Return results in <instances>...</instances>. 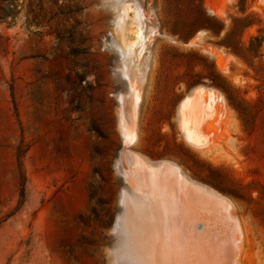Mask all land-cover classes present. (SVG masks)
<instances>
[{
	"label": "rangeland",
	"instance_id": "obj_1",
	"mask_svg": "<svg viewBox=\"0 0 264 264\" xmlns=\"http://www.w3.org/2000/svg\"><path fill=\"white\" fill-rule=\"evenodd\" d=\"M113 2L145 26V72L112 41ZM125 134L221 195L191 212L199 232L221 220L222 264H264V0H0V264H122Z\"/></svg>",
	"mask_w": 264,
	"mask_h": 264
},
{
	"label": "bare ground",
	"instance_id": "obj_2",
	"mask_svg": "<svg viewBox=\"0 0 264 264\" xmlns=\"http://www.w3.org/2000/svg\"><path fill=\"white\" fill-rule=\"evenodd\" d=\"M107 1L109 2V0ZM110 8L113 13V26L111 29L113 31L112 41H114L117 51L121 52L123 57H127L126 59H128L129 63L133 65V68L135 67V70L137 69L141 73L144 70L146 71L147 68L144 69L145 60L138 62L139 58L135 55V53H137V55L139 54L137 49L138 51L139 49H142L144 52V37L146 36L144 24L137 21L136 15L132 16L129 14V12L132 10V5L130 3H125L121 7L119 5H114L113 2L110 3ZM126 16L130 18V23L127 22ZM131 84L133 83L131 82ZM133 99H135V96ZM188 108L187 101L180 105V125L188 140L198 146H201L204 141L197 135V131L199 130L197 129L196 131L194 127V125H196V119L194 120L191 115H188V112H190ZM32 109H34V107H32ZM34 114H32V123L34 122ZM132 136L133 135L130 136L125 134V145L122 149L123 153L121 154V157H119L121 162L119 163L120 170L130 184V188L128 189L129 191L127 190L123 193V210L117 219V229L119 232V243L116 251L117 260L122 264L221 263V252L219 251V248L221 247L216 246L219 244L217 243L219 241L217 240L219 235L223 236V234H219L220 225L222 224L220 222L221 220H216L219 217L216 219L214 218L216 221H214L215 223L211 220L212 218H210L211 221H209L213 224L210 222H208L206 226L205 222L200 224L199 227L204 228L202 232H199L195 227L194 223H196V221L194 223L192 222V217L194 218L196 214L198 215L197 212L204 214V217L208 215H206V213H208V209L207 211H204L206 208L201 209V207L203 204H205L204 202L208 200L209 197H213L212 200H214L215 197H221V195L217 196L218 194L216 193L217 191L215 192V190L208 191V189H206L208 187L202 183L197 181L192 182V178H190V176L187 175L181 169V167L178 169L175 165L170 164L166 160H154L142 153L133 151L134 149L132 150L131 147H128V143H130L133 138ZM175 184L178 186H175ZM178 191L183 196V199L181 200L183 201L185 207L182 206V202H180V198L177 195ZM223 197L224 196H222V198ZM212 200L210 199L208 202H213ZM216 201L217 199H215V202H213L214 205ZM208 202L206 204H209ZM218 202L220 203L221 200H218ZM213 204L211 203L212 206L209 204L210 206L207 208L211 209L214 207ZM220 204L218 207H223V205L220 206ZM193 206L197 208L196 213H193L196 211L194 208H192ZM205 206L206 205H204V207ZM183 207L187 212L184 211L185 217L181 223L179 221L181 219H178V215H183L181 213L183 211L182 209H184ZM229 207L230 206L227 207V210ZM211 211H209V213H215V209L214 211ZM223 212L224 214L221 211V213L225 215L226 211ZM201 214L200 217H202ZM197 218H199V215L196 217V219ZM226 218L224 217V220ZM228 218L231 219L230 216H228ZM230 219H228V222L235 221L233 220L234 218H232V220ZM176 221L180 223H177ZM175 223H177L179 226L177 224L175 225ZM227 224L228 223L226 221V228H229L227 226H230L232 222L228 225ZM223 226L221 227L223 228ZM222 228L221 230H226L225 226L223 229ZM235 229L233 230L235 231ZM227 232L224 231L225 236L231 234ZM231 240L232 239L230 237L228 240L230 241V244H232ZM228 241L226 240L227 244ZM220 243H222V241ZM224 246L222 249H224ZM226 247L225 249L227 250ZM235 252L233 254L230 253V255L226 253L227 257L229 255L228 262L231 264H239L236 260L237 253ZM219 255L220 258L218 257ZM217 261H219V263ZM228 262L226 264H228Z\"/></svg>",
	"mask_w": 264,
	"mask_h": 264
},
{
	"label": "trees",
	"instance_id": "obj_3",
	"mask_svg": "<svg viewBox=\"0 0 264 264\" xmlns=\"http://www.w3.org/2000/svg\"><path fill=\"white\" fill-rule=\"evenodd\" d=\"M24 194H25V190L23 189L22 196H24Z\"/></svg>",
	"mask_w": 264,
	"mask_h": 264
}]
</instances>
